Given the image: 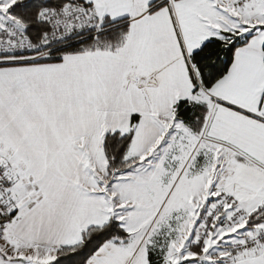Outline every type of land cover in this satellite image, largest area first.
<instances>
[{
  "label": "snow or ice",
  "instance_id": "obj_1",
  "mask_svg": "<svg viewBox=\"0 0 264 264\" xmlns=\"http://www.w3.org/2000/svg\"><path fill=\"white\" fill-rule=\"evenodd\" d=\"M0 264H264V0H0Z\"/></svg>",
  "mask_w": 264,
  "mask_h": 264
}]
</instances>
